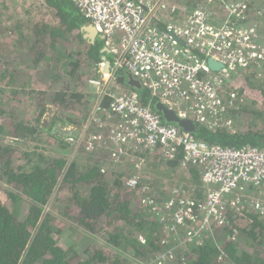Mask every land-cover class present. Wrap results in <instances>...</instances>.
<instances>
[{"label": "trees", "instance_id": "obj_1", "mask_svg": "<svg viewBox=\"0 0 264 264\" xmlns=\"http://www.w3.org/2000/svg\"><path fill=\"white\" fill-rule=\"evenodd\" d=\"M44 1L55 11L54 20L60 25L44 18L34 19L31 25L23 28L17 26L13 40L19 36L22 40L13 46L15 62L9 61V65L12 63L17 69L15 57L18 56L26 66L20 71L11 72L8 69V86H11L13 94L19 98L21 90L13 88H31L32 105L39 108V116L28 122L16 118L17 103L8 112L0 106L2 116L9 113V117L0 118V180L13 187L6 188L9 190V203L0 196V264H264V215L257 212L241 214L232 210L227 215V223L212 225L201 243L185 242L184 246H178L171 259L167 256L163 240L170 239L172 246L179 241H175V236H171L161 222V215L159 217L149 207L138 206L142 203L139 199L141 192L146 195L143 181L136 188H130L124 181L125 177H129L127 174L107 175L100 160H88L83 156L81 151L85 149L81 148L84 143L76 150L74 158L69 159L66 155L73 147L65 137L52 134L51 127L46 132L50 141L42 139L45 131L38 124L48 108L56 111L55 121L68 119L79 124L87 117L90 94L83 90V84L88 79L85 71L89 67L92 70L91 67L97 66L105 57L111 59L110 53L103 50L104 38L98 36L93 44L83 38L81 27L89 21L72 0ZM0 33L4 35L3 31ZM72 34L77 35L79 48L74 49L71 44L69 36ZM12 35H6L4 40ZM17 49L18 52L15 51ZM28 67H34V76L21 83L17 75L19 73L20 79L25 77ZM2 75L6 78L8 73ZM117 75L126 77L124 84L139 91L145 103H149L151 96L148 89L143 85L131 86L128 83L130 75L126 71H118ZM226 82L230 89L245 96L251 103L237 110L235 118L264 117V80L258 79L249 70L233 75ZM58 85L60 87L57 88ZM1 92L8 95L4 88ZM103 106H110L109 98L106 97ZM152 107L156 109L155 104ZM91 130L100 132L101 127L92 126ZM5 133L13 142L5 144L2 140ZM195 135L224 146L264 147V130L255 126L247 132L232 133L226 129L211 131L198 124ZM32 140L42 148V144L54 145L48 149L52 152L44 153L37 145L30 151L24 150V163L16 164L13 157V152L17 151L15 144ZM54 151L59 155L53 154ZM61 151L64 152L62 155ZM169 162V169L177 172L176 178L183 175L189 179L191 173L185 175L180 171L182 169H176L182 167L179 161ZM189 169L192 175L198 172L194 168ZM180 185L176 182L172 187ZM191 193L198 207L204 199V190L196 184ZM157 195L162 203L168 198V195ZM48 205L50 209L47 211ZM55 209L60 210V215L66 217L70 225L74 224L86 234L105 236L106 244L94 240L93 247L82 250L79 248L83 243L79 239L63 244L61 241L67 229L56 211L54 213ZM168 213L169 209H165L164 214ZM180 236L185 239V233H180ZM120 247L124 253L120 252Z\"/></svg>", "mask_w": 264, "mask_h": 264}, {"label": "built area", "instance_id": "obj_2", "mask_svg": "<svg viewBox=\"0 0 264 264\" xmlns=\"http://www.w3.org/2000/svg\"><path fill=\"white\" fill-rule=\"evenodd\" d=\"M72 1L103 36L111 55V68L108 74L104 73L105 85L103 79L98 80L99 95L90 114L95 120L93 126L101 127L100 132L88 129L92 122L89 118L79 126L86 133L67 137L66 141L75 148L84 143L85 147L91 145L89 149L87 145V150H110L113 158L130 162L134 171L142 168L143 151L157 149L163 152L165 160L179 159L184 168L194 166L202 170L200 187L205 196L198 207L191 191L189 194L184 191L187 196L180 194L181 187L170 190L165 203L159 195L150 193L146 185L143 187L148 197L153 195L147 199L151 201L148 205L154 210L163 205L161 222L175 236V241H179L172 246L170 239L163 240L167 256L174 258L176 248L185 242L201 243L212 225L228 222L227 215L232 210L264 215V198L260 195L264 194V147L210 143L177 123L168 122L156 108L157 103H162L179 118L192 120L196 125L211 131L226 129L237 133L235 123L243 119L235 118V112L249 102L230 89L226 81L249 70L264 80V42L258 36L259 26L245 23L249 21L248 12L253 13L249 3ZM218 6L225 12L220 14ZM258 12L264 13V5ZM170 13L176 20H182L172 22ZM210 58L222 66L212 68ZM98 65L104 72L106 62ZM256 68L260 69L259 74ZM121 70L148 89L149 103H145L139 91L119 80L122 76L117 72ZM106 97L109 107L103 106ZM245 152L250 153L248 158L239 155ZM134 174L126 181L128 187L136 188L144 182L143 171ZM165 209L171 213L164 214ZM180 233H185V239Z\"/></svg>", "mask_w": 264, "mask_h": 264}, {"label": "rangeland", "instance_id": "obj_3", "mask_svg": "<svg viewBox=\"0 0 264 264\" xmlns=\"http://www.w3.org/2000/svg\"><path fill=\"white\" fill-rule=\"evenodd\" d=\"M231 2H236L238 0H230ZM240 1H247V3H249V10H251L253 13L248 12L249 13V21H245L246 24H250V25H256L259 26V39H261L264 42V35H263V29H264V23L262 22V20H264V13H259L258 11L261 10L262 6L264 5V1L263 0H240ZM216 2V1H215ZM214 2V3H215ZM219 7V6H218ZM219 13H224L225 10L220 8L218 9ZM171 14V13H170ZM47 18L49 20V22H53L56 25H58V21L54 20L55 19V11L51 8L48 7L46 2L44 0H2V2L0 3V32L3 31L4 35H0V44L3 45V47L0 48V106L2 105L6 110V112H8V109L11 110L12 106L17 103L18 106L16 107V118L17 119H26L28 122L34 121L38 118L39 116V108L34 107L32 105V93L29 92V90L31 89H25L22 90L21 88H13V89H18L21 90L20 94L21 96L18 98V96H15L13 94V90L11 88V86H8V82L10 81V73L14 72V71H20V69H22V67H25L26 64L24 63V61L21 60V57L16 59V63H17V69H15V66L12 65V63L15 62V60H13L14 57V49L15 47H13L14 45H17L19 43V40H22V37L19 36L18 38H16L15 40H13L17 26H21V28H23V26L25 25H31V21L34 19L37 20H41ZM170 19L172 22L174 21H180L182 19H178L171 14ZM54 20V21H53ZM262 22V23H261ZM257 23V24H256ZM260 23V25H259ZM22 24V25H21ZM60 25V24H59ZM58 25V26H59ZM257 29V28H256ZM1 34V33H0ZM13 34L11 37H7L8 39L4 40L6 35L9 36ZM76 34H72L71 36H69L70 40H71V44H73L74 49L79 48V44L78 42V37L76 38ZM84 38V36H83ZM85 40H87L88 43H90L88 41V39L85 38ZM6 41V42H5ZM4 43V44H3ZM72 47V46H71ZM82 47V46H81ZM7 50H4V49ZM105 48V46H104ZM51 49V48H49ZM18 52V49L15 50ZM11 61V65L10 62ZM104 61V60H103ZM25 64V65H24ZM13 66V67H12ZM29 68V69H28ZM25 69V72H27V74H25L26 76L23 78H19V73L17 75V78L19 79V81L21 83H23V81H29V76H30V80H31V76H34V67H28ZM92 70L90 69V67L85 71L86 74H84L85 76L87 75V80H85L84 84H83V90H85V93L90 94V108H89V113L87 115L86 118H83L82 122H80L79 124L74 123L75 125H77L78 127L80 125H83L84 122H86L89 118H90V114L94 108V106L96 105V101L98 98V87L96 85H98V80L99 79H103L104 80V72L103 70H101L100 66H92L91 67ZM9 69V71H8ZM19 69V70H18ZM24 70V69H22ZM260 69L256 68V73L259 74ZM8 73V76L6 78H3L2 74H6ZM2 75V77H1ZM107 77H105L106 79ZM102 82V85H105ZM106 83H110V80H107ZM112 83H115L114 81H112ZM50 83L48 82V85ZM124 86V84H123ZM8 87V89H6ZM57 88L60 87L59 85L56 86ZM4 88L5 91H8V95H3L1 90ZM126 88V86H125ZM124 89V88H123ZM11 94V95H10ZM3 101L5 102V105H3ZM251 103H248V105ZM260 106V104H258ZM80 108L77 109V111H79ZM259 110V109H258ZM264 111V110H263ZM47 112V111H46ZM9 113H7L6 116H2L0 114V118L1 117H9L8 115ZM45 116V115H44ZM44 116L42 117V119L44 118ZM264 116V115H263ZM48 118L51 117V113L49 116H47ZM243 119V118H241ZM68 120V119H67ZM4 121V120H1ZM91 124L88 127V129H90L91 132H93L91 130V127L93 126L95 120H93V117L90 118ZM63 122H66L63 121ZM73 123V122H72ZM95 125V124H94ZM235 128L238 129V131L240 132H247L251 126H255L257 129L259 130H264V117H262L261 119H257V118H253V117H248L247 120L243 119V121H238L237 124L235 123ZM102 128H106V121L103 120L102 121ZM87 129V130H88ZM237 131V132H238ZM89 132V131H87ZM86 132H83V128H79L78 130V135H82L85 134ZM44 136L42 137V139H50V137L47 135V133L45 132L43 134ZM3 138L2 140L5 141V144L13 142L11 137L8 136L6 133L2 135ZM50 141V140H49ZM7 142V143H6ZM38 145V142L36 141H28L25 144H15V147L17 146V151L13 152V157H14V161L15 163H24V157L22 155V152L24 150L30 151L34 148H36V146ZM43 148L41 146H39V149L41 151H43L44 153H51L52 151L48 150L51 149L52 146H49L47 144H42ZM87 145H88V149L89 147H91V145L85 144L81 149H85V151H81V153L83 154V156L85 158H90L92 160H100L103 163V167L104 171L107 175H113L114 177L118 175V173L120 174H127L128 178H130V176L135 173V174H139V172L141 173L142 171L145 174V178L143 184L146 185V187H148L150 193L154 192L153 195H155V193H159V194H164L165 197L166 195H168V198H166V201H168L169 196L171 194L172 191L171 188H177L178 186H174L172 187L176 182L180 183L181 185L179 187L183 188L180 189V194L182 196H187V194L184 192L185 190L187 191V193L189 194L190 191H192L195 187L196 184L197 185H201L200 182V175L202 174V170L198 169L194 166H189L187 168H183V167H177L176 169H182L180 170L181 172H185V175H188L186 173H191V175L189 176V179H185L183 175H181L180 177L176 178L177 172H175V169H169V160H165L163 152L160 151V149L154 150V151H149V150H145L143 151V157L145 159L142 168L139 169L138 171H134V168L132 166L131 163H126L124 159H118V158H113L111 151H106L103 149H99L97 152L96 151H91L87 150ZM72 146V145H71ZM41 147V148H40ZM72 150H68V153L66 155V157H68L69 159L74 158L73 156L76 155L75 152L76 150H78L79 148H75L77 146H72ZM57 151H54L53 154H57ZM64 152L61 151L62 155ZM79 154V153H77ZM59 155V153H58ZM72 157V158H71ZM128 157V156H127ZM82 158V157H81ZM89 160V159H88ZM123 160V161H122ZM151 161V162H150ZM179 161V159H175L172 160V162H177ZM141 164V163H139ZM178 164L180 165V161L178 162ZM189 168H194L195 170H198L197 174L192 175L193 172H191V170ZM134 174V175H135ZM195 176V177H194ZM124 177V176H122ZM187 177V176H186ZM191 177V178H190ZM193 178V179H192ZM126 177L124 178V181H127ZM197 181L195 182L194 181ZM1 181V180H0ZM0 196L3 197L4 199H6V203H9L8 199L9 196L7 195L9 190H6V188H10L13 189L12 186H6V184L4 182H0ZM132 188V187H130ZM163 191V192H162ZM146 195H144L143 192H141V197L139 196V199L142 201L141 204H138L139 207L141 208H148L149 210L151 209V211L155 212L156 214L161 215V211H163V205L160 204L159 207L157 208V210L153 209V206L148 205L150 204L151 201L147 200L149 197H152L153 195L148 197V192L144 191ZM183 192V194H182ZM261 196H263L264 198V194H260ZM151 199V198H150ZM137 203V202H136ZM148 203V204H147ZM165 203V202H164ZM136 204H134L135 206ZM47 211L50 209V205H48ZM146 208V209H147ZM56 211V215H58L59 218H61V220H63L62 225L65 224V227L67 229V232L65 233V236L63 237V240L61 241L63 244H68L71 243L72 241H76L77 239H79L83 245L80 246V250L89 247H93L95 245V242L97 243H103L106 244L105 241H107L106 237H95L92 234H86L83 230L77 228L74 224L70 225L69 220L66 219V217L60 215V210L59 209H55L54 213ZM169 213H171V210H169ZM70 233V234H69ZM94 240H96L94 242ZM109 248H111V246H109ZM122 247L119 248L121 253H124V250L121 249ZM78 249V248H77ZM79 250V251H80ZM118 251V249H117Z\"/></svg>", "mask_w": 264, "mask_h": 264}, {"label": "water", "instance_id": "obj_4", "mask_svg": "<svg viewBox=\"0 0 264 264\" xmlns=\"http://www.w3.org/2000/svg\"><path fill=\"white\" fill-rule=\"evenodd\" d=\"M81 30L84 32V38L88 39V41L92 44L96 42V38L98 36L103 38V36L100 35L97 28L92 23H87L82 25ZM103 50L109 53L108 48L105 47ZM105 62L106 65L104 67V71L109 73L111 68V61L105 57ZM209 64L212 68H216V69H219L222 66V64L217 63L212 58L209 59ZM119 80L124 83L126 81V77L122 76L119 78ZM128 83L133 87H141V82L133 78L132 76L129 77ZM156 108L158 111H160L163 114L164 118L168 122L177 123L181 128H183L186 131L192 133L197 132V127L192 120L179 118L178 115L172 109H169L167 106H165L162 103H157ZM52 109L48 108V111L45 113L44 118L41 120V122L38 125L43 127L45 132H47V129L51 127L52 129L50 131L52 134L60 135L65 138L71 136H77L79 127L74 123H72L70 120H66V122L55 121L54 115L56 114V111ZM50 113H51V117L48 118L47 116H49Z\"/></svg>", "mask_w": 264, "mask_h": 264}, {"label": "bare ground", "instance_id": "obj_5", "mask_svg": "<svg viewBox=\"0 0 264 264\" xmlns=\"http://www.w3.org/2000/svg\"><path fill=\"white\" fill-rule=\"evenodd\" d=\"M104 73L108 74V73L105 72V71H104ZM103 82H104V80H103ZM195 125H196V124H195ZM196 127H197V125H196ZM194 134H195V133H194ZM239 155L248 158V157L250 156V153L245 152V153H241V154H239ZM239 155H236V156H239ZM230 158H231V156H229V159H230Z\"/></svg>", "mask_w": 264, "mask_h": 264}, {"label": "crops", "instance_id": "obj_6", "mask_svg": "<svg viewBox=\"0 0 264 264\" xmlns=\"http://www.w3.org/2000/svg\"><path fill=\"white\" fill-rule=\"evenodd\" d=\"M263 1H264V0H263ZM262 33H263V35H264V29H263V32H262Z\"/></svg>", "mask_w": 264, "mask_h": 264}, {"label": "clouds", "instance_id": "obj_7", "mask_svg": "<svg viewBox=\"0 0 264 264\" xmlns=\"http://www.w3.org/2000/svg\"><path fill=\"white\" fill-rule=\"evenodd\" d=\"M110 60V59H109ZM105 61V60H104ZM97 152V151H96ZM145 177V176H144Z\"/></svg>", "mask_w": 264, "mask_h": 264}]
</instances>
